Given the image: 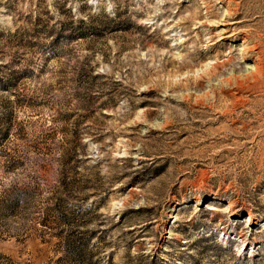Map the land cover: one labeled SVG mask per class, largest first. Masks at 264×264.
<instances>
[{"label": "rangeland", "instance_id": "374dc122", "mask_svg": "<svg viewBox=\"0 0 264 264\" xmlns=\"http://www.w3.org/2000/svg\"><path fill=\"white\" fill-rule=\"evenodd\" d=\"M228 1L0 0V264H264V0Z\"/></svg>", "mask_w": 264, "mask_h": 264}, {"label": "bare ground", "instance_id": "6f19581e", "mask_svg": "<svg viewBox=\"0 0 264 264\" xmlns=\"http://www.w3.org/2000/svg\"><path fill=\"white\" fill-rule=\"evenodd\" d=\"M221 1V0H220ZM224 1V0H223ZM231 1V0H230ZM230 1H228L229 3H231ZM208 7V6H207ZM229 11V10H228ZM230 14H232V13H230ZM228 15H229V13H228ZM225 17V16H224ZM224 25V24H223ZM224 26H227V24H225ZM229 32V30L228 29H222L221 30V32H220V36H226V34ZM226 37H228V36H226ZM226 37H221V39H223V38H226ZM244 41V40H243ZM245 49H247V48H245ZM210 65V64H209ZM220 67V64L218 63V62H216V63H213L212 65H211V68H210V71H212V70H214V69H218ZM248 69H251L253 72H256V73H258L259 71H260V66L258 65V64H254V66H248ZM251 71V72H252ZM250 73V72H249ZM209 87H212V86H209Z\"/></svg>", "mask_w": 264, "mask_h": 264}]
</instances>
